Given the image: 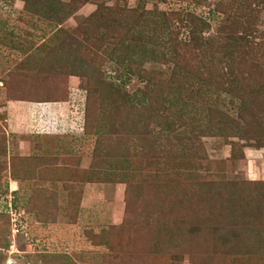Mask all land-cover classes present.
<instances>
[{
  "label": "rangeland",
  "instance_id": "rangeland-1",
  "mask_svg": "<svg viewBox=\"0 0 264 264\" xmlns=\"http://www.w3.org/2000/svg\"><path fill=\"white\" fill-rule=\"evenodd\" d=\"M242 1L58 0L63 29L76 42L85 26L106 31L116 17L131 33L125 49L111 42L100 52H74L93 71L61 78L66 98L59 102L65 112L57 134L0 106V143L6 139L9 159L7 167L0 161V264H264V234L253 252L236 250L245 224L264 232V139L207 134L209 107L239 120L237 102L213 92L221 74L214 59L232 50L249 53L247 68L264 73V0H247L245 8ZM37 6L27 11L20 0H0V101L20 85L33 97L47 83L35 78L39 59L48 56L43 70L58 75L61 60L72 54L65 50L51 62L42 46L57 21L45 19V3ZM122 29L113 31L124 39ZM247 31L251 53L242 44ZM29 58L32 73L23 71ZM138 64L145 80L133 78L124 92L146 91L148 102L125 106L116 91L119 77ZM90 86L102 92L85 132ZM108 91L111 112L103 100ZM172 115L178 128L170 135L164 128ZM13 117L29 130L11 134ZM26 161L35 172L28 181ZM203 191L214 197L205 192L199 199ZM207 197L210 204L201 202ZM230 198L259 205L258 226L251 225L257 212L243 224Z\"/></svg>",
  "mask_w": 264,
  "mask_h": 264
},
{
  "label": "trees",
  "instance_id": "trees-1",
  "mask_svg": "<svg viewBox=\"0 0 264 264\" xmlns=\"http://www.w3.org/2000/svg\"><path fill=\"white\" fill-rule=\"evenodd\" d=\"M25 4V9L27 11H31L32 8H35L37 4H39L37 7L40 6L42 9L43 3H45V8H43V16H45V19H48L49 21L51 19H55L57 21L58 28L52 33L51 37L45 42V44L42 46V49L46 50L48 49V54L50 55L51 62L53 60H59V56H61V53L66 52L65 50H69V52H72L70 56H68L65 60H61L60 64L63 66V68L59 72V76L56 73H52V70H43L46 66L47 57H43L40 60L37 70H39L35 78L42 80V82H47L45 86L39 87V93L40 95L35 94L33 97L30 96L31 91H27L24 89L23 86H16L14 90H5L6 97L4 100L0 101V106L2 104L7 105L8 102H17V103H32V104H55L62 102L66 97H60L61 91L63 90L62 83V77H83L88 75L89 71H93V67L89 63H82V60L79 59L75 55L74 52L79 51H86L88 52H100L102 48L108 47L111 42L121 45L124 49L126 47L127 38L128 35L131 33V26L127 24V21L125 22L114 18L109 27L106 25V31H99L100 28L93 29V28H87L86 26L80 30L79 32V38L81 39L80 42H76L72 37V34L67 33L64 29L62 24L66 21L65 13L63 11V7L58 4V0H20ZM264 2V1H263ZM247 0H243L241 2V7H246ZM100 7H98L97 12L94 14L100 13ZM114 17V16H113ZM127 24V25H124ZM120 27L123 28L122 30L124 32V39L119 36L122 32L120 31H113V29ZM88 29V30H87ZM104 29V28H103ZM104 32H108L107 36ZM68 36L69 41L64 42V36ZM245 37H243V49L246 47V51H250L251 48L249 47L247 43V37H249L250 33L247 31L246 34H244ZM106 36V37H105ZM121 39H123L121 41ZM112 40V41H111ZM197 40L193 39V43H196ZM239 42V41H234ZM199 43V42H198ZM240 43V42H239ZM234 45L237 47V43H234ZM243 51V50H242ZM249 54V53H248ZM248 54L246 58V54L240 53L237 51V53H234L233 50L229 52H225L221 54L220 58H215L214 61H218V65L221 70V76L219 75L216 79L215 84L216 87H212L214 84L210 82L207 84L206 88L208 91H210V88L212 87L213 92L216 94L221 95L222 93L227 94L231 99V103L234 104L237 102L238 105V113H239V120L232 119L229 115L224 113L220 108H218L216 105L214 107H209V111L207 112V124H208V133L212 136H221L225 138H231V137H239L242 139H256V140H263L264 139V73H259L260 69L255 70L254 65H250V67L247 68L249 64ZM153 58L160 60V57H156V55L153 53ZM30 59V58H29ZM38 60V61H39ZM31 61V62H30ZM26 62V64L23 66L24 69L28 70L32 73L33 69H30L31 64H34V60L32 61L30 59ZM47 61V62H46ZM66 61V62H64ZM59 63V61H58ZM136 63V62H135ZM50 65V64H49ZM48 65V66H49ZM91 65V66H90ZM43 67V68H41ZM142 66L140 64L137 65L135 70H132V68H122L123 71L120 75L121 85L124 84L125 86H117L116 91L120 93L118 95L119 100L123 105H128L130 107L136 106L138 107L140 104H146L148 102L147 100V92L142 91L138 95L129 96L127 92H124L127 84L132 81L133 78H137L138 80H145L142 77L141 72ZM36 70V71H37ZM247 70V71H246ZM42 75L44 78H42ZM219 79L222 80L221 85L219 83ZM47 84L49 87H46ZM102 84V82H101ZM249 84H252L250 87ZM20 88H22L24 91H22ZM102 89V88H101ZM102 90L100 91V93ZM115 92V91H114ZM99 93V87L98 90L95 92L92 90L91 86L88 88V97H87V103H86V110H85V127L84 131L87 132L90 125L94 124V109L95 104L97 103V95ZM110 91L105 95H103V100L105 97H107L106 101V107L108 111L110 112L113 110L112 102H109ZM202 95V94H201ZM200 93H197V98H200L201 100L206 99V97H202ZM27 96L31 97L28 98ZM96 96V97H95ZM109 97V98H108ZM36 98V99H35ZM95 102V103H94ZM207 104H210V100H205ZM151 105V102H149ZM214 104V103H213ZM94 112V113H93ZM155 112L160 113L158 110ZM144 114V113H143ZM173 117V115H172ZM147 119L154 120L155 116L151 115L149 111V117L147 115ZM156 118H158L156 114ZM152 122V121H151ZM167 124H165L164 132L168 134H173L176 132L178 128V123L175 117L168 118L165 121ZM2 128L0 127V132ZM142 131L147 130L148 127L145 126V128H141ZM4 131V130H3ZM142 140V139H141ZM6 139L3 143H0V154H4L2 157L0 155V161L5 163V166L7 167L9 164V159H7V152H6ZM29 160V159H27ZM28 161L25 162L26 169H24L23 173H25V178L28 181V179L33 175L34 172V166L31 164L28 165ZM4 166V169H5ZM17 178H22L23 175L21 173H18ZM1 177V174H0ZM32 179V178H31ZM7 186L8 182H7ZM206 191H203L201 195L199 196V199L205 195ZM213 191L206 192L208 197H214V193H211ZM207 197L206 201L201 202L204 204H210V199ZM232 201V202H231ZM231 204L230 207H235L238 213L242 217L243 224L246 222H249L247 219L252 215V211H256L258 216L256 217V221L250 224L252 226H258V223H260L259 219L262 216L263 209L260 208V206H254L253 203L250 202L249 199H244L241 203H236L235 198H230L228 200ZM227 210V209H226ZM254 214V213H253ZM254 219V218H253ZM246 227L244 230H241V238L245 246L243 244L238 243L237 245V251H245V253H250V251L253 252L251 249H257V243L262 244L261 241H263V234L264 232H260L259 230L255 228H249L248 224H245ZM248 226V227H247ZM246 247V248H245ZM240 248V249H239ZM249 248V249H248Z\"/></svg>",
  "mask_w": 264,
  "mask_h": 264
},
{
  "label": "crops",
  "instance_id": "crops-1",
  "mask_svg": "<svg viewBox=\"0 0 264 264\" xmlns=\"http://www.w3.org/2000/svg\"><path fill=\"white\" fill-rule=\"evenodd\" d=\"M7 105L12 106L10 109L12 110V114L13 115H17L18 117H16L19 121L21 120H28L31 123L32 122H37L38 124V128L40 127H51L53 128V131H47V134H50V136L57 134L56 133V128H57V122L60 121V118L63 117V113L64 111V107H60L64 104H60V103H55V104H32V103H17V102H8ZM14 111V113H13ZM24 112V113H23ZM27 114L30 115V117L27 118ZM25 118H24V117ZM21 117H23L24 119H22ZM15 117H13L14 119ZM21 119V120H20ZM11 123L10 125H13L12 128V133L11 134H21V132L25 131V130H29V128L27 127H22L21 125H17L15 123V119L9 120ZM19 124V123H18ZM73 126V125H72ZM70 126V127H72ZM28 132V131H27ZM43 134V133H42ZM46 134V133H44ZM20 136V135H19ZM14 183V181H12Z\"/></svg>",
  "mask_w": 264,
  "mask_h": 264
}]
</instances>
